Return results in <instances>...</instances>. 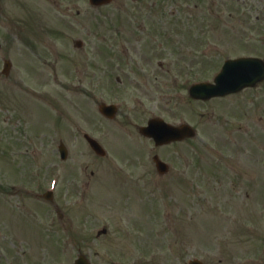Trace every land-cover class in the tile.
Listing matches in <instances>:
<instances>
[{"label": "rangeland", "instance_id": "rangeland-1", "mask_svg": "<svg viewBox=\"0 0 264 264\" xmlns=\"http://www.w3.org/2000/svg\"><path fill=\"white\" fill-rule=\"evenodd\" d=\"M4 13L0 74L5 60L12 70L0 75V264H74L80 253L93 264H264V88L208 103L188 95L225 59L263 52L264 0H10ZM154 31L179 44L158 48L164 40L152 37L148 51ZM143 56L153 62L145 74ZM159 58L178 76L165 99ZM102 101L119 104L117 122L100 115ZM158 114L183 118L197 137L155 150L135 126ZM156 153L174 166L166 176ZM54 182L64 214L55 221L56 203L43 198Z\"/></svg>", "mask_w": 264, "mask_h": 264}, {"label": "water", "instance_id": "water-1", "mask_svg": "<svg viewBox=\"0 0 264 264\" xmlns=\"http://www.w3.org/2000/svg\"><path fill=\"white\" fill-rule=\"evenodd\" d=\"M93 1L97 4H102V3H107L110 0H93ZM234 64L235 62H232V61H229L225 64L222 73L216 79L217 86L216 85H200V86L194 87L193 89H191V95L195 98H199V97L210 98L211 96L224 95V94L229 93L230 91L226 92V89L231 88V86L228 87V86H225V84H228L232 79ZM248 77L250 76L248 75L241 79H247ZM199 90H202V91H199ZM185 131H186V134H185L186 137L195 136V132L189 126L185 127ZM88 141L90 142V144L92 145V147L97 153L99 154L102 153L100 146L94 140L89 139ZM157 141H158L157 143H163L160 140H157ZM158 168L161 172L165 171V168H163L160 165ZM76 264H89V263L84 259L83 256H81L80 259L76 262ZM192 264H194V262ZM195 264H200V263H195Z\"/></svg>", "mask_w": 264, "mask_h": 264}, {"label": "flooded vegetation", "instance_id": "flooded-vegetation-1", "mask_svg": "<svg viewBox=\"0 0 264 264\" xmlns=\"http://www.w3.org/2000/svg\"><path fill=\"white\" fill-rule=\"evenodd\" d=\"M9 1H10V0H0V11L2 10V6H3V5H8V4H9ZM6 3H7V4H6ZM9 22H10V19H8V15H7L6 13H4V14L1 16V18H0V25H1V26H5V27H7V26L9 25ZM160 65H161V67L164 68V71L169 72L168 64H166V65H165V64H160ZM118 82H119V84H120L121 86L125 84L123 79H118ZM164 87H165V90H166V91L169 90V85H168L167 82L164 84ZM164 93H165V92H164ZM143 139H144V140H149L148 138H145V137H143ZM56 207H57V209L59 210L58 206H56ZM22 213H23V215H24V207H23V211H22Z\"/></svg>", "mask_w": 264, "mask_h": 264}]
</instances>
